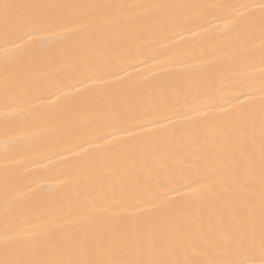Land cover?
Instances as JSON below:
<instances>
[{"label": "snow or ice", "instance_id": "obj_1", "mask_svg": "<svg viewBox=\"0 0 264 264\" xmlns=\"http://www.w3.org/2000/svg\"><path fill=\"white\" fill-rule=\"evenodd\" d=\"M0 264H264V0H0Z\"/></svg>", "mask_w": 264, "mask_h": 264}, {"label": "bare ground", "instance_id": "obj_2", "mask_svg": "<svg viewBox=\"0 0 264 264\" xmlns=\"http://www.w3.org/2000/svg\"><path fill=\"white\" fill-rule=\"evenodd\" d=\"M16 2H28V0H16ZM67 145H59V144H52L49 148L42 150L41 153H38L36 158L41 161V167H43L44 164H48L50 162H57V158L54 155H51V160H44L43 157L46 155H50L51 153L59 150L62 147H66Z\"/></svg>", "mask_w": 264, "mask_h": 264}]
</instances>
